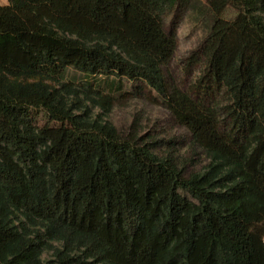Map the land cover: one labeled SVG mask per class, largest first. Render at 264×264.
I'll use <instances>...</instances> for the list:
<instances>
[{"label": "trees", "instance_id": "16d2710c", "mask_svg": "<svg viewBox=\"0 0 264 264\" xmlns=\"http://www.w3.org/2000/svg\"><path fill=\"white\" fill-rule=\"evenodd\" d=\"M205 1L194 94L189 0L0 5V264H264V0ZM142 84L185 141L106 118Z\"/></svg>", "mask_w": 264, "mask_h": 264}, {"label": "rangeland", "instance_id": "374dc122", "mask_svg": "<svg viewBox=\"0 0 264 264\" xmlns=\"http://www.w3.org/2000/svg\"><path fill=\"white\" fill-rule=\"evenodd\" d=\"M205 5V0H189L172 26L169 25L170 18L166 20V28L169 29L170 26L173 28L176 43L174 55L166 73L181 89L193 94L196 92L194 82L200 74L203 63L191 56L199 50L207 32L209 15ZM65 79L81 83L85 78L70 69ZM125 87L128 89L130 84L127 83ZM141 90L139 95L131 94L119 99L106 118L124 134L133 127L141 135L150 132L158 139L179 136L182 137L179 143L185 141L182 130L173 122L157 94L143 84ZM99 112L98 108L94 110V114ZM55 246H59V243H55ZM41 257L44 261L50 259L52 250H45Z\"/></svg>", "mask_w": 264, "mask_h": 264}, {"label": "crops", "instance_id": "0c3cea01", "mask_svg": "<svg viewBox=\"0 0 264 264\" xmlns=\"http://www.w3.org/2000/svg\"><path fill=\"white\" fill-rule=\"evenodd\" d=\"M8 0H0V5H5L7 4Z\"/></svg>", "mask_w": 264, "mask_h": 264}]
</instances>
